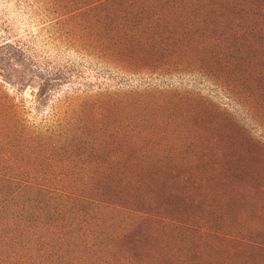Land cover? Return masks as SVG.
Listing matches in <instances>:
<instances>
[{
    "label": "rangeland",
    "instance_id": "obj_1",
    "mask_svg": "<svg viewBox=\"0 0 264 264\" xmlns=\"http://www.w3.org/2000/svg\"><path fill=\"white\" fill-rule=\"evenodd\" d=\"M0 264H264V0H0Z\"/></svg>",
    "mask_w": 264,
    "mask_h": 264
}]
</instances>
